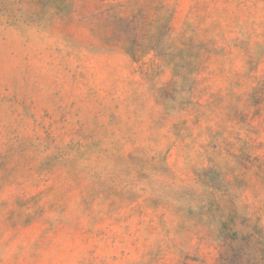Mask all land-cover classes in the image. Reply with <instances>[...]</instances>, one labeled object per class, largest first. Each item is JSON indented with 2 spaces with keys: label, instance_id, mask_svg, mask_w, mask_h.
Segmentation results:
<instances>
[{
  "label": "rangeland",
  "instance_id": "obj_1",
  "mask_svg": "<svg viewBox=\"0 0 264 264\" xmlns=\"http://www.w3.org/2000/svg\"><path fill=\"white\" fill-rule=\"evenodd\" d=\"M0 264H264V0H0Z\"/></svg>",
  "mask_w": 264,
  "mask_h": 264
}]
</instances>
